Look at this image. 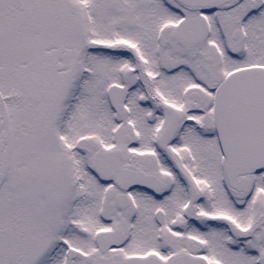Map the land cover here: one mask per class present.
<instances>
[{"label":"snow or ice","instance_id":"snow-or-ice-1","mask_svg":"<svg viewBox=\"0 0 264 264\" xmlns=\"http://www.w3.org/2000/svg\"><path fill=\"white\" fill-rule=\"evenodd\" d=\"M0 264H264V0H0Z\"/></svg>","mask_w":264,"mask_h":264}]
</instances>
